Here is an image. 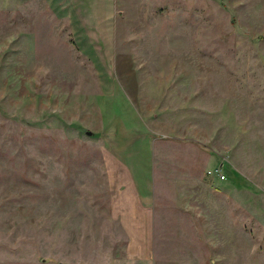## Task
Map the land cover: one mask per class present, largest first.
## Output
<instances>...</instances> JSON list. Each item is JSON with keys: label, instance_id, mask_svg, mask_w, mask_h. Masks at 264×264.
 <instances>
[{"label": "rangeland", "instance_id": "374dc122", "mask_svg": "<svg viewBox=\"0 0 264 264\" xmlns=\"http://www.w3.org/2000/svg\"><path fill=\"white\" fill-rule=\"evenodd\" d=\"M113 134L146 264H264V0H0V264H137Z\"/></svg>", "mask_w": 264, "mask_h": 264}, {"label": "crops", "instance_id": "0c3cea01", "mask_svg": "<svg viewBox=\"0 0 264 264\" xmlns=\"http://www.w3.org/2000/svg\"><path fill=\"white\" fill-rule=\"evenodd\" d=\"M74 29L76 30L77 28ZM87 40L92 41L90 38H85L83 41ZM104 41L108 43L107 39H104ZM83 45L91 46L88 43H83ZM108 90L104 94H109L110 91ZM107 138L113 142V145L108 147L109 154L113 159L112 164L116 163V168L112 173L121 175L123 179L121 191L118 192L114 201V205L117 208L115 219L123 224V229L126 233H131L127 234L128 238L137 240V246L133 248L128 247L129 250L127 253L139 257L137 259H129L137 264H146L148 262L146 239L150 236V227L147 225L150 222L149 217H147L150 206L147 204V196L144 190L145 186H143V183L146 182L144 177L147 176V153L142 150L141 152L138 150L129 152L127 144L132 142L131 139L133 137L131 136L113 134L107 136Z\"/></svg>", "mask_w": 264, "mask_h": 264}, {"label": "built area", "instance_id": "2783aa9c", "mask_svg": "<svg viewBox=\"0 0 264 264\" xmlns=\"http://www.w3.org/2000/svg\"><path fill=\"white\" fill-rule=\"evenodd\" d=\"M219 179H221V180H222V179H223V176H222V175H220Z\"/></svg>", "mask_w": 264, "mask_h": 264}, {"label": "water", "instance_id": "95a60500", "mask_svg": "<svg viewBox=\"0 0 264 264\" xmlns=\"http://www.w3.org/2000/svg\"><path fill=\"white\" fill-rule=\"evenodd\" d=\"M86 134H87V135H90V133H89V132H87Z\"/></svg>", "mask_w": 264, "mask_h": 264}]
</instances>
